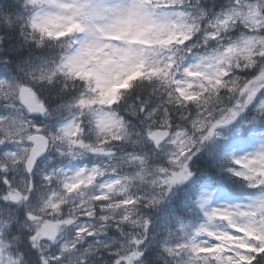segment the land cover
Masks as SVG:
<instances>
[{
    "label": "snow or ice",
    "instance_id": "6c2138e0",
    "mask_svg": "<svg viewBox=\"0 0 264 264\" xmlns=\"http://www.w3.org/2000/svg\"><path fill=\"white\" fill-rule=\"evenodd\" d=\"M52 7L71 8L75 14H60L81 31L58 39L36 31L55 22ZM115 19L176 38L161 63L148 66L153 79L131 81L105 102L67 66L94 27ZM0 66L24 71L21 78L0 70V264H153L144 210H158L177 190L183 207L203 219L174 244L160 242L165 264H264V143L243 155L217 143L218 129L234 127L245 111L264 119V0H227L219 12L200 0H60L48 9L0 0ZM25 94L34 101L27 107ZM146 141L162 166L136 150ZM41 154L62 166L40 168ZM90 154L98 164L81 163ZM209 168L259 194L245 204L217 203L225 193L207 179ZM132 181L145 187L129 192ZM215 224L223 229L210 230ZM224 237L244 247H227Z\"/></svg>",
    "mask_w": 264,
    "mask_h": 264
},
{
    "label": "rangeland",
    "instance_id": "374dc122",
    "mask_svg": "<svg viewBox=\"0 0 264 264\" xmlns=\"http://www.w3.org/2000/svg\"><path fill=\"white\" fill-rule=\"evenodd\" d=\"M47 3L46 9L50 8V6H56L60 2V0H43ZM202 1V0H200ZM227 0H225L226 4ZM224 4V5H225ZM221 11V10H220ZM67 12L70 14H75L72 12L71 8H59L52 7L50 9V17L55 20L54 23L45 20L44 22L37 25L38 27H49L55 33H63L70 29H72L75 25L79 27L78 24L74 23L71 20V15L64 16L60 13ZM219 12V11H218ZM81 31L79 27V32ZM93 40L86 46L85 50L77 54L68 64L67 70L72 73L76 71L86 70L91 75L93 80L92 91L96 93L97 97L102 101H108L112 97V89L115 85L120 86L123 84V80L126 79V76H135L137 75V69L143 68L147 72L151 73L152 69L149 68V65L155 64L159 65L161 62H157V57L159 56V51L156 50V43H162L166 38H169L165 42H169L173 39L174 34H169L167 32L162 31L159 28L144 26L139 23H130V22H122L118 19L112 20L109 23L105 24L101 27H94ZM162 60V57H161ZM148 67V68H147ZM0 70H6L12 73L14 76L18 75L23 78L24 71L20 68H10L3 69L0 66ZM194 77L198 76V74H193ZM112 88V89H111ZM113 100V99H112ZM250 112V111H249ZM251 114V126L253 129L247 134L248 136L245 138L242 134V130L240 126H236L238 121L234 123V127L227 130L219 131V135L223 137L222 140H218L217 143L223 146L225 143L229 146L230 150H234L237 155H243L247 152L253 151L254 148L260 146L261 143H264V131L259 129L260 120L256 119L253 121L254 113ZM146 154V153H143ZM153 147L150 149V153L146 154L149 157H152ZM54 154H50L48 156V160L52 162L49 164L47 160H45L40 168L42 169H50L53 166L60 165L62 166V162L57 159H52ZM151 160L156 161L155 164H151L153 166H162L166 161L163 155H157L155 158ZM82 164L92 166L93 163H99V157H94L91 154L85 156L81 161ZM154 163V162H153ZM124 172L128 175L134 174V170L132 168H125ZM253 171L249 170V174ZM39 179V177H36ZM19 179V176L17 177ZM138 181H132L128 185L129 192H139L145 186L141 185L140 188H135L134 185L138 184ZM259 194V190L254 194L246 195L238 198H220L217 203L223 204H245L247 203V198L255 197ZM168 218L167 221L165 218ZM152 220V219H151ZM180 222L176 221V219L172 218V214L169 211L163 212V214L158 215L153 218L151 227L149 231L151 232V238H155L156 241H164L167 240L170 244H174L177 239L184 238L191 233L192 227H190L189 232H187L185 228L181 230L179 227V232H173L168 237L161 236L162 229L166 227H170L175 229L177 224ZM231 226V225H230ZM223 229V226L220 224H215L212 229L215 231H220ZM237 231H243V236L245 233L251 238H255L253 233L244 230L240 227L236 228ZM186 234V235H185ZM185 235V236H183ZM71 233H69L65 239H70ZM103 239V238H101ZM244 239L245 236H244ZM91 242V238H89ZM224 245L227 247H231L233 245L237 247H244V242L241 239H235L231 237L223 238ZM87 244H85V247ZM206 252H214L219 251L216 249H205ZM200 264H209L208 260H202Z\"/></svg>",
    "mask_w": 264,
    "mask_h": 264
},
{
    "label": "trees",
    "instance_id": "16d2710c",
    "mask_svg": "<svg viewBox=\"0 0 264 264\" xmlns=\"http://www.w3.org/2000/svg\"><path fill=\"white\" fill-rule=\"evenodd\" d=\"M202 4H204V5H206L207 7H213V8H215V9H217L218 8V6H220V4H221V0H219L218 2H211V1H208V2H204V1H200ZM34 5L36 6V7H40V6H42L41 5V2L39 1V0H34ZM36 31H38V32H40L41 33V35H49L51 38H53V39H58V38H60V37H62V36H70L67 32L66 33H62V34H53V33H51L48 29H45V28H40V29H36ZM71 43H75V41H72ZM71 43H69V41H64V46H65V48H68V47H71ZM50 51H56V50H50ZM15 66H13V67H11V69L12 68H14ZM74 77H76V78H79V79H81V80H83V81H85L86 83H90V78L87 76V74H85V73H78V74H76V76H74ZM154 78V77H153ZM164 79H166V77H164L162 74H161V76H160V82L161 83H163V80ZM140 80V78H134V79H129V80H127V81H125L124 83V86L123 87H121V88H124V87H127L128 86V84L131 82V81H139ZM144 83L145 84H147V82L146 81H144ZM121 88H119L118 89V91L121 89ZM140 89L139 88H137V91H139ZM117 91V92H118ZM147 91V89H145V92ZM117 95V94H116ZM115 98H116V96H115ZM228 178H229V180L227 181H225L226 183H229L228 185H230V184H233L234 186H242V185H244L243 183H241L240 182V180L239 179H237V178H232V177H229L228 176ZM195 213L193 212V211H189L188 213H187V218L189 219V221H191V220H196L198 217L197 216H195L194 215Z\"/></svg>",
    "mask_w": 264,
    "mask_h": 264
},
{
    "label": "water",
    "instance_id": "95a60500",
    "mask_svg": "<svg viewBox=\"0 0 264 264\" xmlns=\"http://www.w3.org/2000/svg\"><path fill=\"white\" fill-rule=\"evenodd\" d=\"M20 102H21L22 104H24L25 107H27L29 104L34 103L33 98H32L30 95H27V94H25V95H23V96L21 97ZM41 155H43V154H41ZM41 155H40V156H41ZM40 156H38V157H40Z\"/></svg>",
    "mask_w": 264,
    "mask_h": 264
}]
</instances>
